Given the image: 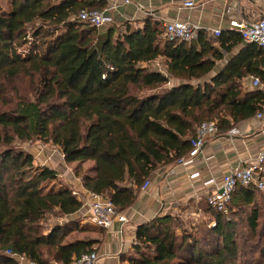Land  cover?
<instances>
[{"label": "trees", "instance_id": "16d2710c", "mask_svg": "<svg viewBox=\"0 0 264 264\" xmlns=\"http://www.w3.org/2000/svg\"><path fill=\"white\" fill-rule=\"evenodd\" d=\"M6 3L0 0V264H21L17 256L33 264H71L99 252L91 238L66 241L77 219L47 224L50 215L76 214L83 202L72 187L44 189L58 177L52 168L14 176L34 162L17 142L38 139L58 147L67 163H78L86 190L125 212L160 167L190 153L204 121H217L216 135H223L263 113L264 93L245 92L241 80L251 75L264 82V47L237 32L214 37L201 29L191 43L168 42L153 19L133 29L128 23L97 28L77 18L83 9H104L105 0ZM159 60L163 69L152 66ZM18 82L26 84L25 93ZM84 162L92 166L80 175ZM198 206L215 221L212 227L199 223L179 237L181 218L158 216L138 225V243L123 260L264 264V193L239 186L227 213L207 197ZM241 222L247 233L240 232Z\"/></svg>", "mask_w": 264, "mask_h": 264}, {"label": "crops", "instance_id": "0c3cea01", "mask_svg": "<svg viewBox=\"0 0 264 264\" xmlns=\"http://www.w3.org/2000/svg\"><path fill=\"white\" fill-rule=\"evenodd\" d=\"M263 14L264 0H196L193 9L185 8L182 0H131L129 3L121 0V4L113 11L115 22L112 25L120 27L128 23L135 29L142 28L147 19L160 22L162 27L166 21H182L198 25L210 34L209 29L227 30L232 20L254 21ZM246 43L235 47L219 61L211 76L222 70ZM251 77L241 80L242 89L245 92L258 90L264 93V82L262 87H253ZM258 114L234 127L237 131L235 134L227 132L208 139L194 162L160 167L149 179V185L140 191L135 204L124 212L128 222L116 221L110 229L98 228L92 224V211L85 203L76 214L56 219L61 224L77 219L81 225L87 223L97 230H103L104 237L91 238L104 252H100L103 264H128L123 257L134 252L133 246L138 243L135 235L138 225L166 214L181 218H206L198 204L221 184L223 177L235 166L253 158L264 148V110L262 117H258ZM193 173L199 175L191 177ZM67 174L59 173L58 177H69ZM70 175L66 180L71 185L69 187L78 191L82 197H88L89 192L84 188L82 180ZM209 180L214 182L206 184ZM63 187L66 186L59 185L56 188L44 185L46 191H57Z\"/></svg>", "mask_w": 264, "mask_h": 264}, {"label": "built area", "instance_id": "2783aa9c", "mask_svg": "<svg viewBox=\"0 0 264 264\" xmlns=\"http://www.w3.org/2000/svg\"><path fill=\"white\" fill-rule=\"evenodd\" d=\"M130 1L122 0L123 3H129ZM107 4L104 9H83L77 14V18L97 28L111 26L115 22L113 11L121 4V0H107ZM182 4L187 9H193L196 6V0H182ZM201 29L200 26L189 22L166 21L163 26V37L168 42L191 43L198 39ZM228 30L239 33L245 42L256 43L264 47V14L254 21L232 20ZM209 32L212 36L218 37L221 35L222 29H209ZM251 84L257 88L263 86L261 79L254 76L251 77ZM262 116L263 113L258 114V117ZM217 132V121H204L198 127L196 137L191 141L190 153L180 159L177 164L185 165L194 162L202 153L207 140L216 136ZM236 132V129L233 128L228 133ZM198 175L199 173H193L191 177ZM212 182L214 180H209L206 184ZM148 185L149 181L144 184L143 189ZM239 186H254L264 193V148L253 158L239 163L223 177L221 184L207 195L209 205L227 213L232 194ZM74 194L83 203L89 205L92 211L91 222L98 228L110 229L116 221L123 223L129 221L124 212L119 211L110 199L100 194L89 192L88 197H82L76 190H74ZM8 253L11 254L10 251ZM17 257L21 264H33L26 262L22 256ZM71 264H103V257L100 252L91 251L74 259Z\"/></svg>", "mask_w": 264, "mask_h": 264}, {"label": "rangeland", "instance_id": "374dc122", "mask_svg": "<svg viewBox=\"0 0 264 264\" xmlns=\"http://www.w3.org/2000/svg\"><path fill=\"white\" fill-rule=\"evenodd\" d=\"M3 6L7 7V3L6 0H3ZM24 49V47H22ZM154 68H159V69H163V65L161 63V60L153 63L152 65ZM22 82H18V86L22 87V94L25 93V85L22 86ZM235 134V133H232ZM17 145L19 146L20 149L24 150L27 153H30L33 158H34V162H33V166L29 169H25L24 171H19L16 172L14 174V176L16 177H20L22 176L24 177H28V176H33L35 174H37L41 169H43L44 167H48V168H52L54 170H56L59 173L64 174L65 172L68 173L67 175L69 177L66 176H62L61 177H57L53 182L48 181L46 182V186L48 187H56L58 188L59 185H65V186H71L68 185L66 180H68L67 178H70L73 174L75 176H77L76 171H77V162L75 163H67L64 159V155L63 153L60 151V149L54 145H52L49 142H45V141H41L38 139H35L33 141H26V142H17ZM81 164V174L82 175L84 172L87 171V169H91L92 163L91 162H84V163H80ZM79 177V176H77ZM80 178V177H79ZM81 179V178H80ZM181 218V217H180ZM48 219H50L49 226H51L53 224V222H59L60 220L56 219L55 216L50 215L48 216ZM199 223H203V225H208L210 227H212L215 223L214 220H210L208 219V217L206 218H201V219H192L191 217H182L181 218V222H180V226L177 229V232L179 234V237H183L185 231H193L195 230L196 227L194 226H198ZM182 224V225H181ZM245 223L241 222L239 224V230L242 233H247L248 231L246 230V226H244ZM93 228V226L89 225L86 223V225H81L79 223L78 227H74L73 232L69 235V237L66 239V241H73L76 239H82V238H93V237H104L105 233L103 230H97L96 228ZM185 228H187L185 230ZM195 232V231H194ZM241 233V234H242ZM98 246L95 245V248H97ZM99 252L104 253L103 251H101V248L98 247ZM146 254L148 256H153L152 253H150V251H148L147 249H144ZM54 264H58L56 262H53Z\"/></svg>", "mask_w": 264, "mask_h": 264}]
</instances>
